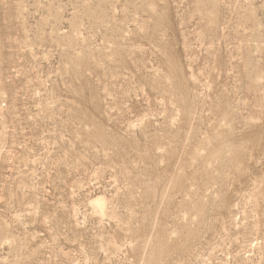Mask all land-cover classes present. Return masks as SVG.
<instances>
[{"label": "rangeland", "instance_id": "374dc122", "mask_svg": "<svg viewBox=\"0 0 264 264\" xmlns=\"http://www.w3.org/2000/svg\"><path fill=\"white\" fill-rule=\"evenodd\" d=\"M0 264H264V0H0Z\"/></svg>", "mask_w": 264, "mask_h": 264}, {"label": "bare ground", "instance_id": "6f19581e", "mask_svg": "<svg viewBox=\"0 0 264 264\" xmlns=\"http://www.w3.org/2000/svg\"><path fill=\"white\" fill-rule=\"evenodd\" d=\"M91 204H93L98 209L103 207V202L99 198L93 199Z\"/></svg>", "mask_w": 264, "mask_h": 264}]
</instances>
